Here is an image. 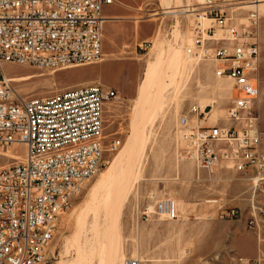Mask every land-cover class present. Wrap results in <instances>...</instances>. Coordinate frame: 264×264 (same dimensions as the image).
<instances>
[{
	"label": "built area",
	"instance_id": "built-area-1",
	"mask_svg": "<svg viewBox=\"0 0 264 264\" xmlns=\"http://www.w3.org/2000/svg\"><path fill=\"white\" fill-rule=\"evenodd\" d=\"M192 1L187 11L194 22L191 45L184 52L189 59L210 62L215 80H230L233 90L223 118L212 117L217 100L189 106L181 120L185 144L181 157L208 172L226 168L246 177L245 222L256 237L257 252L254 258H237L235 264H264V138L256 106L263 0ZM114 3L0 0V264H48L61 217L104 168L106 153L117 151L121 144L105 143L106 106L120 101L114 89L93 83L86 89L68 88L22 100L5 81L3 66L59 71L99 63L103 11ZM148 46L150 41L139 48ZM13 147L22 148V160L2 155ZM152 215L177 220L176 202L159 200L143 213L146 219ZM217 217L243 216L237 209L220 208Z\"/></svg>",
	"mask_w": 264,
	"mask_h": 264
},
{
	"label": "rangeland",
	"instance_id": "rangeland-1",
	"mask_svg": "<svg viewBox=\"0 0 264 264\" xmlns=\"http://www.w3.org/2000/svg\"><path fill=\"white\" fill-rule=\"evenodd\" d=\"M115 5L133 13L134 21L142 25L141 35L150 38V46L140 49L139 40L119 55L121 59L108 57L104 62L67 70L3 66V74L22 100L93 83L114 89L120 96L104 113L105 143L119 140L120 147L106 153L104 168L61 217L48 264H125L130 260L141 264H235L239 257L254 258L257 240L245 222L246 177L226 168L208 172L181 157L185 146L181 120L189 106L195 101L204 106L217 100L212 117L223 118L233 89L231 84L215 80L210 62L198 63L184 52L191 45L194 22L187 10L193 1L115 0ZM260 13V102L256 106L264 138V6ZM171 33L174 40H170ZM104 34L106 37V30ZM103 42L109 45L106 38ZM127 58L139 64L138 80ZM145 77L150 93L140 98ZM131 81L136 91L124 95ZM116 158V168L108 170ZM100 181L96 194L94 186ZM167 198L176 202L177 220L143 216L149 207ZM220 208L237 209L243 217L221 220L217 217Z\"/></svg>",
	"mask_w": 264,
	"mask_h": 264
},
{
	"label": "crops",
	"instance_id": "crops-1",
	"mask_svg": "<svg viewBox=\"0 0 264 264\" xmlns=\"http://www.w3.org/2000/svg\"><path fill=\"white\" fill-rule=\"evenodd\" d=\"M133 17V13L120 5H115V3L111 6L105 7L103 11V18L105 19L103 25V41L106 38L109 45L105 46L103 42V62L108 57L121 59L119 55H121L127 47L133 46L139 40L141 43L149 41L150 38L144 39L147 35H141L142 25H138L137 22L134 21ZM105 30L107 31L106 37L104 34ZM132 59L133 58H127V60L131 63L135 71V77L138 80V77H141L140 66ZM129 85L130 90L129 92H124V95H132L136 91L135 82L131 81ZM120 94H122V92H120ZM244 251H246V249H244Z\"/></svg>",
	"mask_w": 264,
	"mask_h": 264
},
{
	"label": "bare ground",
	"instance_id": "bare-ground-1",
	"mask_svg": "<svg viewBox=\"0 0 264 264\" xmlns=\"http://www.w3.org/2000/svg\"><path fill=\"white\" fill-rule=\"evenodd\" d=\"M262 6H264V0L262 1V4H260V7H259V9L262 7ZM165 8V7H164ZM170 8V7H169ZM168 7H167V9H169ZM166 9V10H167ZM188 11V10H187ZM166 12V11H165ZM164 12V13H165ZM173 12V11H172ZM167 14L168 13H171V12H169L168 10H167V12H166ZM174 13V12H173ZM194 60V59H193ZM196 62H198V63H200L199 61H196ZM158 69V68H157ZM156 69V70H157ZM65 70H67V69H65ZM152 71V70H151ZM148 72H150L149 70H148ZM145 75L147 76V72L145 73ZM150 75H151V73H150ZM149 75V76H150ZM153 75H154V73H153ZM157 77V76H156ZM4 78H5V81L7 82V83H9L10 84V80L11 79H8L5 75H4ZM146 78L147 77H145V81L143 82V85L142 86H140V88H139V96H140V98H145V97H147V95H148V93H150V91L149 90H147V87H146ZM156 79V78H155ZM149 80H151L150 78H149ZM217 81H219V82H222V83H228V84H231L232 86H233V83L230 81V80H217ZM151 88V87H150ZM149 88V89H150ZM74 89H86V87H80V88H74ZM233 90V89H232ZM138 96V97H139ZM160 97H162V96H160ZM150 99V98H149ZM138 100V99H137ZM143 100V99H142ZM157 100H158V97H157ZM160 100V99H159ZM162 100V99H161ZM160 100V101H161ZM147 101V99H145V102ZM149 101V100H148ZM150 101H151V99H150ZM160 101H159V104L158 105H160L161 103H160ZM215 100H213V101H210V103H208L207 105H209V104H212L213 102H214ZM138 102V101H137ZM139 102H141V99H140V101ZM144 102V101H143ZM260 102V99H258V103ZM147 103V102H146ZM164 103H165V101H164ZM143 104V103H142ZM156 104H157V101H156ZM158 105H156L157 106V108L159 107ZM162 105V104H161ZM205 106V105H204ZM162 108V107H161ZM217 108L215 107V109L214 110H216ZM157 110V109H156ZM158 110H160L159 108H158ZM213 110V111H214ZM130 143L132 144V142L130 141ZM134 143V142H133ZM130 144V145H131ZM137 144V143H136ZM130 145H129V147H130ZM133 145H131V147H132ZM136 147V146H135ZM17 149V150H16ZM21 149L22 148H16V147H13L12 149H9L7 152H4V153H2V155L3 156H5V157H9V158H12V159H14V160H22L23 159V157H24V153H21V152H18V151H21ZM14 150H16L17 152H14ZM129 150H131V149H128V151ZM131 151H133V150H131ZM131 151H130V153H131ZM118 159H119V157H117ZM115 159L114 161H113V163H112V165H111V167L108 169V170H114L115 168H116V163H117V161L116 160H118V159ZM119 164V163H118ZM5 167H9V165H6ZM115 173V172H114ZM113 172H112V174H114ZM110 176H111V174H110ZM109 177V176H108ZM120 177V176H119ZM99 183V185H95L94 186V191H95V193L96 194H98V189H99V187H100V185L102 184L101 183V181L100 182H98ZM101 183V184H100ZM107 183V182H106ZM105 193V192H104ZM107 198V200H108V194H106L105 195Z\"/></svg>",
	"mask_w": 264,
	"mask_h": 264
}]
</instances>
